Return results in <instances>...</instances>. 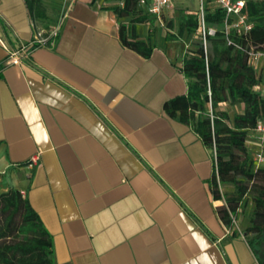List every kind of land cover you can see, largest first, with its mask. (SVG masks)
I'll use <instances>...</instances> for the list:
<instances>
[{"label": "crops", "instance_id": "obj_1", "mask_svg": "<svg viewBox=\"0 0 264 264\" xmlns=\"http://www.w3.org/2000/svg\"><path fill=\"white\" fill-rule=\"evenodd\" d=\"M116 3L65 0L55 11L45 0L42 22L26 0H0V194L28 196L52 235L53 264H264V234L253 247L218 215L213 150L165 110L188 92L190 37L136 23L153 48L143 56L123 43L130 17ZM65 8L50 44L8 61Z\"/></svg>", "mask_w": 264, "mask_h": 264}, {"label": "trees", "instance_id": "obj_2", "mask_svg": "<svg viewBox=\"0 0 264 264\" xmlns=\"http://www.w3.org/2000/svg\"><path fill=\"white\" fill-rule=\"evenodd\" d=\"M26 1L34 20L48 21L45 0ZM116 1L111 9L117 16L130 17V24L123 23L120 28L123 43L143 56L151 55L152 45L139 38L135 24L157 17L140 7V0ZM246 2L245 13L253 27L241 33L226 26L234 17L227 19L224 9L205 4V36L199 32L197 13L181 7L178 31L166 38L190 37L182 65L190 84L186 95L166 102L165 110L193 125L205 145L214 149L216 168L211 186L215 199L224 201L217 212L225 226L241 225L239 211L248 198L252 201L249 222L242 230L255 247L264 234V165L255 162L257 146L252 147L249 138L257 122L264 120V92L259 87L261 73L248 51L264 52V0ZM167 26L172 29L175 24L170 20ZM53 28L41 29L47 36ZM210 29L215 33L210 34ZM224 104L229 107L223 108ZM258 147L264 153V143ZM52 246V235L28 196L13 188L1 193L0 264H53Z\"/></svg>", "mask_w": 264, "mask_h": 264}, {"label": "built area", "instance_id": "obj_3", "mask_svg": "<svg viewBox=\"0 0 264 264\" xmlns=\"http://www.w3.org/2000/svg\"><path fill=\"white\" fill-rule=\"evenodd\" d=\"M174 1L175 0H140L139 6L144 8L146 11H148L151 15L156 16L158 19H162L163 14L167 9H171L174 7ZM201 7L198 9L197 15H198V21H199V32H201L204 36L206 34V23H205V4L212 3L215 6H218L222 9H224L227 13V19L232 16L235 19L227 23V28H234L237 30L238 33H241L242 31H248L252 29L253 24L249 22L248 16L245 13V7H246V0H201ZM68 10L65 8L64 12L61 14L57 25L51 30L49 35H44L43 29H37L36 33L31 41H29L27 44L23 45L19 49H15L10 51L8 56V61L11 63H21L26 58L29 57L31 50L34 47L37 46H46L50 44V42L53 40V38L59 33V30L61 28V25L67 16ZM230 20V19H229ZM210 34H214L215 30L210 29ZM3 42V41H2ZM4 43V42H3ZM249 57L254 62V64L257 66L261 73L262 77V84L259 86L263 89L264 92V52L262 51H248ZM251 146H257L254 160L257 163V165H264V153L263 149L258 147L262 143H264V120H259L251 134ZM214 156L215 151L213 149ZM37 156H34L31 159L30 164L34 165L37 161ZM215 168H216V159H215Z\"/></svg>", "mask_w": 264, "mask_h": 264}, {"label": "rangeland", "instance_id": "obj_4", "mask_svg": "<svg viewBox=\"0 0 264 264\" xmlns=\"http://www.w3.org/2000/svg\"><path fill=\"white\" fill-rule=\"evenodd\" d=\"M46 1L48 2L50 7L55 9V11L58 7H61V5L65 3V0H46ZM201 4H202L201 0H175L174 7L171 9H167V12H165V15L162 17V19L161 20L159 19L160 21L164 22L165 27L161 26L160 24H155V20H153L154 18L150 22L152 25L156 26L154 27L156 37L159 36L161 38L163 37L164 33L168 34L170 31L172 33H177L179 27L178 16L180 14L181 7H185L189 9L190 12H198V9H200ZM170 20L173 22V24H175V26L172 27L173 30L167 29L169 28L167 25ZM196 37L198 39V37H200V34L198 33ZM237 109H240L239 106L237 107ZM230 110L231 112L235 111L232 108H230ZM249 143L251 144L250 138H249ZM252 210H253V203L250 200V198H248L244 206L239 211L240 213H239L238 221L241 223V225H245L246 222L247 223L249 222L248 219H249V215L252 213Z\"/></svg>", "mask_w": 264, "mask_h": 264}]
</instances>
